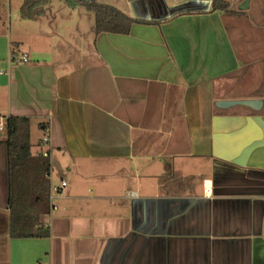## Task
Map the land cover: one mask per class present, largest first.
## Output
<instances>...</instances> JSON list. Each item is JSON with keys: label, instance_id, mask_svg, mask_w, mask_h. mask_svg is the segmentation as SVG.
<instances>
[{"label": "crops", "instance_id": "0c3cea01", "mask_svg": "<svg viewBox=\"0 0 264 264\" xmlns=\"http://www.w3.org/2000/svg\"><path fill=\"white\" fill-rule=\"evenodd\" d=\"M226 1L98 0L145 21L118 34L80 2L24 17L28 0H0V111L30 120L33 154L50 129V185L68 182L48 237L12 236L0 131V264H264V67L246 44L264 43V0Z\"/></svg>", "mask_w": 264, "mask_h": 264}, {"label": "trees", "instance_id": "16d2710c", "mask_svg": "<svg viewBox=\"0 0 264 264\" xmlns=\"http://www.w3.org/2000/svg\"><path fill=\"white\" fill-rule=\"evenodd\" d=\"M48 0H28L22 8L24 17L30 16L29 10L35 5L45 4ZM96 16V31L129 34L137 22L120 9L98 2V0L79 1ZM213 10L233 12L226 0H213ZM6 143L9 149V174L11 233L19 238L48 237L49 228L45 218L50 213V175L51 163L48 157L32 153L30 120L25 117L8 118Z\"/></svg>", "mask_w": 264, "mask_h": 264}, {"label": "built area", "instance_id": "2783aa9c", "mask_svg": "<svg viewBox=\"0 0 264 264\" xmlns=\"http://www.w3.org/2000/svg\"><path fill=\"white\" fill-rule=\"evenodd\" d=\"M29 60H30V57H29L28 54H22L19 57V61L21 63L29 62ZM0 71H1V73L4 72L1 69H0ZM8 118H9V116L3 114L0 111V131H5L6 130ZM44 131H45V135L42 138L41 145L44 148H46V149L42 150L41 153L43 154V156L49 158L50 151H49V148L48 147H50V143H51V139H50V129L46 127L44 129ZM67 186H68V182L65 179H62L59 185L51 186L50 197L49 198H50V206H51L52 209H57V205L55 204V199L60 194H62L65 191V189H66Z\"/></svg>", "mask_w": 264, "mask_h": 264}, {"label": "rangeland", "instance_id": "374dc122", "mask_svg": "<svg viewBox=\"0 0 264 264\" xmlns=\"http://www.w3.org/2000/svg\"><path fill=\"white\" fill-rule=\"evenodd\" d=\"M258 1L259 0H256L255 2H258ZM92 14L94 15V13H92ZM263 16H264V14H263ZM262 19L264 20V17ZM256 20H259V19L256 18ZM262 29H263V33H264V27ZM252 33H254V34H252ZM248 34L250 35V40L249 41L246 40V44H249L250 47H252V46L256 47V50H257V53H259V56L255 55V54H254V56H257V59L262 61V66L264 67V46H263L264 43H262V41H259L260 44H257L258 43L257 42L258 36H256V33L254 32V30H250V33H248Z\"/></svg>", "mask_w": 264, "mask_h": 264}, {"label": "water", "instance_id": "95a60500", "mask_svg": "<svg viewBox=\"0 0 264 264\" xmlns=\"http://www.w3.org/2000/svg\"><path fill=\"white\" fill-rule=\"evenodd\" d=\"M84 1H91V0H84Z\"/></svg>", "mask_w": 264, "mask_h": 264}]
</instances>
